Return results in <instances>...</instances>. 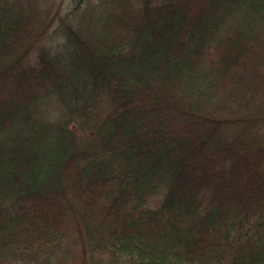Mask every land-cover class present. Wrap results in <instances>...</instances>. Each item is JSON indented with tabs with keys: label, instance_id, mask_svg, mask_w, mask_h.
<instances>
[{
	"label": "trees",
	"instance_id": "16d2710c",
	"mask_svg": "<svg viewBox=\"0 0 264 264\" xmlns=\"http://www.w3.org/2000/svg\"><path fill=\"white\" fill-rule=\"evenodd\" d=\"M0 264H264V0H0Z\"/></svg>",
	"mask_w": 264,
	"mask_h": 264
}]
</instances>
